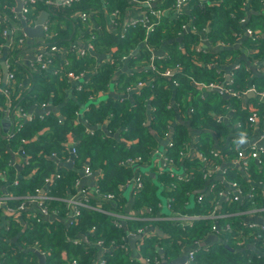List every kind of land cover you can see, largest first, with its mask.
<instances>
[{
    "label": "trees",
    "instance_id": "obj_1",
    "mask_svg": "<svg viewBox=\"0 0 264 264\" xmlns=\"http://www.w3.org/2000/svg\"><path fill=\"white\" fill-rule=\"evenodd\" d=\"M159 1L163 14L159 18L155 17V26L149 33H147V25L136 24L129 27L126 36L122 38L105 28L104 23L102 30L93 28L81 35L88 38L92 47L97 51L112 48L116 59L114 62L104 61L100 64L98 74L75 92L78 101L71 99L61 107L59 113L51 112L43 118L36 117L18 125L10 137V142H7L0 134V197L3 196L1 186L4 184L1 173H5L10 182L7 190L20 197L23 196L18 199L9 198L6 207L16 208L28 197L39 194L48 178L55 172H58L60 177L56 178L53 184L51 183L49 194L65 197L66 190L73 186L79 173L76 170L58 167L57 162L50 159V156L55 152L62 159H66L70 156L68 144L74 142L76 149V154L73 156L74 166L85 165L94 171H101L99 191L103 195L115 194L116 198L108 202L107 206L111 205L118 209L120 207L118 199L120 186L133 179L137 173H141L144 184L136 195L135 207H146L151 210L152 214H158L161 209L159 204L162 201L158 194V181L151 174L135 171L134 165L125 162L140 158L142 163H150L153 160L154 150L162 147V141L168 137L169 133L172 145L168 143L165 146L166 155L172 158L175 164H178L185 156L191 135L185 123L180 122L172 126L177 114L171 99L176 94V102L182 103L186 96L195 90V81L209 83L215 80L213 72L206 71L198 60L211 61L216 59L217 55L196 50L195 46L201 40V34L197 31L209 27L210 31L207 35L212 42L234 44L244 32L242 20L248 16L249 6L254 12L250 15L247 27L252 28L256 34H259V37L256 45H253L250 38L245 41V44L250 48L252 55L264 58V12L261 11L264 10V0H189V5H187L189 7L184 6L179 10L176 9L178 0ZM15 4L16 0H0V50L6 42L4 31L8 26V21L20 23L21 20L15 16ZM129 4L130 0H106V2L104 0H77L70 6L55 9L53 5L49 6L46 0H40L35 4H30L27 17L28 22H31L36 20L42 11L50 9L51 21L55 20V22L50 23L49 30L57 31L58 35L46 38L44 47L49 49L55 44L68 47L71 35L73 40L74 36L79 34L80 23L78 22L82 12L94 13L95 16L102 17L106 10L124 9ZM144 7L149 10L148 7ZM173 15L176 16L173 17ZM75 18H78V21H75ZM62 21L68 23V28L69 26L71 28L63 29L60 24ZM185 26H190L195 32H187L181 40H178L179 35L184 33ZM142 42L145 43L141 46L140 53L132 57L129 62V66H138V70L122 75L117 79L116 85L117 89L126 90L142 82L141 87L133 94L134 100H128L127 97L118 99L110 96L98 104L91 103L85 112V117L91 125L107 122L111 131L120 128L124 138L130 141V145L125 146L113 136H107L106 132L100 128L89 132L84 122H77V111H79L81 102H88L91 98L98 96L101 91L109 88L111 79L123 62L122 57L132 52ZM164 43L168 55L154 59L155 68H153L151 61L154 49ZM68 49L69 63H64L58 55H49L52 57L55 69L59 70L58 73H54L53 69H39L36 73H30L33 79V90L28 94L27 91L24 94L21 90V75L15 74L11 94L13 107L19 102L21 104L23 94V101L30 100V104L34 101L42 104L51 100L53 103L64 101L65 90L68 85H71L65 72L70 70L76 74H84L95 62V57L91 53L79 56L73 48L68 47ZM20 50L16 48L13 54L16 55ZM231 53L233 54L234 51L218 53L217 58ZM17 66L20 69H26L21 68L18 63ZM167 69L173 71L172 76L164 75ZM238 78L240 83H244V74H238ZM235 86L242 85L235 84ZM3 96L2 101L7 99L5 95ZM209 105L207 101H200L196 106V112L205 113ZM149 107L151 116L148 115ZM251 107L252 109L239 111L236 117L242 120L251 118L254 114L258 117L261 115V122L264 124L263 103L255 102ZM147 119H150V126L147 125ZM151 129L155 131V134ZM18 146L23 147L29 159L22 169V177L18 180V184H14L17 169L11 164L10 148L15 149ZM199 148L203 152L208 151L205 144H199ZM261 160L262 166L249 161L247 178L237 168L227 172V177L239 184L243 196L238 201L225 202L220 210L216 209L214 215L212 212L216 208L218 194L203 193L199 197L195 195L191 204L193 192L204 184L201 160L191 162L194 171V177L191 179L176 177L171 167L161 171L162 174H157L159 180H164L171 185L169 191L165 190V196L169 197L171 202V210L180 215H199L200 218L195 219L194 224L186 228L175 221L157 222L168 236L160 239L157 236L145 237L143 242L145 253L153 259L160 252L157 248V243L160 242L167 257H176L180 254L183 244L191 245L195 241L205 239L216 226L222 229L225 243H213L209 247L196 250L195 263L264 264V255H258L251 249L243 250L245 246L240 247L235 242L240 229L245 233L249 231L243 211L254 205L264 208V154ZM154 168L159 170L158 164L154 165ZM254 183L257 185L254 186ZM47 202L51 212L59 209L58 207L56 210L57 202H53V198L48 199ZM1 209L3 206L0 203V213ZM224 211L230 215L217 220L215 215ZM22 212H24V217L33 214L28 210ZM59 214L64 213L59 212ZM39 217L38 220L34 219L33 225L31 224L21 236L20 247L12 245L0 233V264H38L37 254L28 248L34 244L47 253L46 264H74L73 261H76L75 264H90L94 257L95 247H77L74 245V240L69 238L77 235L80 230L93 227L95 229L97 224L101 226V223H108L101 213L94 209L82 208L80 215L73 218L69 226L64 225L60 219L50 220L40 215ZM113 220L112 218L113 225L109 222L108 231L109 235H112L111 238L115 239V243L119 244L116 240L121 239L125 230L123 226H117ZM226 222H229L230 229L224 230ZM147 223L148 221H132L129 223V229L144 228L143 226ZM258 227L260 230L261 227ZM100 241L106 244L103 239ZM64 250L68 252L69 261L62 257ZM127 256L124 250L117 248L115 252L106 253L107 261L104 264H134Z\"/></svg>",
    "mask_w": 264,
    "mask_h": 264
},
{
    "label": "crops",
    "instance_id": "obj_2",
    "mask_svg": "<svg viewBox=\"0 0 264 264\" xmlns=\"http://www.w3.org/2000/svg\"><path fill=\"white\" fill-rule=\"evenodd\" d=\"M104 1L106 2V0ZM17 4L18 3L16 0V4L14 6L15 16L17 14L19 15L18 12H20L16 10ZM160 4L161 2L158 1L152 4V6L158 9L160 8ZM143 6L149 8L148 5L140 3L137 0H130V4L128 7H125L124 9L117 8L111 11L106 10L104 11L102 17H97L94 13H90L89 20L84 22L79 16V29L82 33L79 30V34L77 36L75 35L73 40L71 35V42L68 43V47L74 48V52L79 56L91 53L95 57V62L91 64L87 72L82 74L78 79L71 80V85H68L65 90L63 102L53 103L51 100L46 103V107H43L42 103H37L35 101L31 104L30 100L23 101L25 92L27 91L28 94L29 91L33 90V79L30 73H36L40 69L37 54L38 52L45 50L44 43L46 39L44 36H29L24 29V20L20 17H18L19 19H21L19 21L20 23H16V21L12 22L9 20L6 30L8 28L10 30L11 28V31H8V33H5L4 31L6 35V42L2 45L0 50V79L2 83L1 87L3 84L5 86V78H7V74L13 73L15 76V74L18 73L21 75L20 86L24 94L21 98V104L19 102L13 107V96L11 97V99L7 98L6 100L2 101L1 98L4 93L2 89H0V134L4 136L7 142H10L11 134L14 132L18 125L35 119L36 117L43 118L51 112L59 113L61 107L71 99H75L78 101L75 92L81 89L84 86V83L90 82V80L98 74L100 64L104 61H115L116 57L112 48H105L101 51H97L92 47V44L88 40V38H85L81 35H83L85 32L91 31V29L93 28L102 30L105 23V28L110 29L112 32L118 34L123 38L126 36L127 29L134 25L133 22L141 23V20H144L146 18L145 15L149 16L147 33L151 32L156 23L155 17L159 18L163 13L161 14V16H156L155 14H151L147 8H143ZM188 7L189 6H186L185 8ZM53 8H63V6L53 5ZM248 8V16L244 18L245 20L243 19L244 21L242 20L244 32L234 44H215L214 42H212L207 35L210 31L209 27L197 31L201 34V40L195 46L198 52H211L213 54H216L217 56L218 53L224 51H234V53L226 54L219 58H217L216 56V59H212L211 61L199 59L198 63H201L206 68V71L211 70L213 72L215 80L209 83L195 81V90L190 92L186 96L184 101H182V103L176 102V94H174L171 99V103L175 106L177 114L172 126H175L180 122L185 123L189 128L191 141L188 145L187 152H185V156L180 160L178 164H175V166H172L170 169L178 178L191 179L194 177V171L193 167L191 166V162L199 159L202 162L201 167H203V155H206L210 158L208 160L213 161L215 162V164H217L210 167L208 169L209 172L204 174L203 176L204 184L199 189H204V191L202 193L193 194L191 196L192 204L195 195L199 197L200 195L202 196L203 193L218 194L219 198L216 202L217 205L214 210V214L216 212V209L218 208L220 210L221 206L225 202L229 201L230 196L236 192V189H234L230 183L233 180H230L227 177V172L229 170L231 172L235 168L239 169L238 166L243 168L235 161L237 152L242 150L248 153L255 146L264 149V124L261 122V115L257 117V119H255L252 123L249 118H244L241 120L236 117L239 111L252 109L251 106L255 102L263 103L264 105V58L252 55L250 48L245 44V41L250 38L246 33V29L248 28L247 23L251 13L253 14L254 12L253 8L249 6ZM45 11L50 12V9H47ZM261 11L264 12V10ZM176 15H173V17H175ZM76 20L78 21V18H75V21ZM54 22L55 20L51 21L50 13L47 23L53 24ZM245 22L246 25H244ZM25 24L29 25L30 27H35L36 23L31 21V23L29 22ZM60 24L62 25L63 29L67 28V30H69L71 28L70 26L68 28L69 24L65 23L64 21H62ZM150 24L151 26L148 27ZM62 28L61 30H63ZM189 29V31L184 30V33H181L179 35L178 40L187 32H195L193 28ZM53 33L54 36L58 35L57 31H54ZM144 43L145 42H142L136 49L122 57L123 62L111 79L109 88L105 91H101L98 96L91 98L88 102H81L79 111H77V122H84L88 126L87 130L89 132H93V130L100 128L106 132L105 134L107 136H113L119 143H123L125 146L130 145V141L124 138L120 128L115 131H111L108 128L107 122L91 125L85 117V112L88 110L91 103L98 104L106 100L110 96L117 97L118 99L127 97L128 100H134L133 94L141 87V82H138L137 86H135L134 88H127L126 90H123L116 88L117 79L124 74H131L134 70H138V66L131 67L129 66V62L132 57H135L140 53V48ZM253 45L255 44L253 43ZM68 47H61L63 48V55L58 52H50V54L58 55L59 58L64 61V58L67 57L68 54ZM16 48L21 50L19 53L14 55L13 52ZM135 50H137L138 52L136 54H133ZM166 55H168V53L165 47V43L157 49H154L151 67H153V65L155 66L154 59L163 58ZM255 57L257 59H254ZM17 63L21 68L25 67L26 69H20L17 66ZM5 67L7 68V72H5ZM49 69H55L53 63L50 64ZM238 74H244V83H240ZM211 84H224L225 86L233 84V86L239 91H244L249 89L251 86H255L256 91H247L245 93L242 92L240 95L235 96L228 92L221 91L220 89L218 90L214 88V86H208ZM235 84H237L238 86L242 85L243 87H236ZM173 87L175 88V85H173ZM250 93L253 94L250 95ZM200 101H207L210 105L209 109L206 110L205 113L198 114L196 112V106L199 105ZM148 115L151 116L150 107L148 109ZM4 118H9L8 125H4ZM178 118H180L181 121ZM147 125L150 126V119H147ZM242 138L245 141L244 143L240 142ZM169 139H171L170 133L168 134V137L162 141V147L158 148L160 152L165 151V149L167 150L165 146L168 145ZM199 144H205L208 147V151H201L199 148ZM74 145V142H70V144H68L70 156L66 159H62L58 154L55 155V152H53L50 156V159H53L55 162H57L58 167L76 170L79 175L75 180L73 186L69 187L66 190L67 193L65 197L62 198L59 196H53L52 193V196L49 194L51 183L53 184L58 172L53 173L51 177L48 178L45 186L41 188L40 194L44 196L48 195L49 199L53 198V202H57L56 210L58 207L59 209L55 212L50 211V216L41 217L45 219L48 218L50 220L60 219V221H62L64 225L69 226L71 224L70 222L74 220L73 218L76 217L73 215V211L74 206L77 202H86L88 205L82 208L94 209L96 212L101 213L104 218L107 219L108 223H101V226H98L97 224L95 226V229H93V227L80 230L77 235L69 238L71 240H74V245L77 247H95L94 257L91 259L90 264H102L103 260L106 262V253L115 252L117 248L124 250L126 254H128L127 257L134 264H162V261L164 259H166L167 261H171L180 256L183 252H185V250H188L189 253L191 247L195 244H199L200 242H204L205 245H199L194 250L205 248L207 246L209 247L213 243H225L226 240H224V237H222V235L224 234L223 231H221L222 229L217 227L215 229L213 227L212 232L205 239L195 241L191 245L183 244L180 250L181 252L178 256L170 258L169 256L167 257L165 253L159 252V254L155 255V257L152 259L143 250V242L145 240V237L157 236L160 239L162 237L168 236V234L160 225L157 224V222L175 221L181 223L185 228L191 227L195 222V220H193V217L185 216L186 218H183L180 214L173 212L167 206L169 197L165 196V190L169 191L170 184L164 182V180H159L156 176L157 174H162L160 172L167 169L162 165L161 153L154 152L153 160L148 164L134 165L135 171H141L147 174H151L153 178L156 179L159 183L158 194L162 198V201L159 204L161 209L159 210L158 214H152L149 208L147 209L146 207H135L137 194L135 192V183L133 181L120 186V195L118 197L120 201V207L118 209H115V207H112L111 205L107 206L108 202H112L114 200L107 199L99 191V179L101 171L93 170L91 174H87L85 165H83L82 167L74 166V155L72 153ZM10 150L11 164L17 169V177L14 179V184H18V180L22 177V169L28 163L29 155L23 150L22 146H18L15 149L10 148ZM212 151L216 152L217 155H214ZM71 160L73 161L71 167L64 165V163H67ZM251 161L255 162L257 166L263 165L261 158H253L251 159ZM156 163L158 164L159 170L157 168H154V165H157ZM144 168L146 170H143ZM245 171L247 173V169H245ZM240 172L241 174L243 173V171L241 170ZM1 177L4 180V184L1 186V189L3 190V196L0 197V203L3 206V209H1L0 213V233L3 234L4 237L7 238L10 243H12V245L15 244L20 247L21 236L28 229V227L31 226V224L33 225L32 222L35 221L34 219L38 220L39 218L40 201L38 200L37 202L35 201L34 203L30 204L28 211L33 212V214L28 217H24V212L22 211H12L8 207H6L8 199H18L22 198L23 196L20 197V195L12 194L11 192H9L7 188L10 182L7 180L6 174L1 173ZM59 202H61V204ZM4 206L6 208H4ZM59 212L64 214L60 215ZM113 213H116L123 218L122 226L125 231L121 239L116 240L119 244L115 243V239L111 238L112 235H109L108 231L109 222L113 225ZM243 213L245 216L244 220L246 224L249 225V223H256V226L251 227L249 225L250 228L248 227V233H245V231H242L240 229L235 242L240 247L245 246L242 248L243 250L245 248L251 249L258 255H264V231L261 228L260 230L258 229V225H260L258 222L264 219V208H258L256 205H254L251 206L248 210L243 211ZM228 215H230V213L224 211L219 215L216 214L215 217L218 220ZM137 220L148 221V223L143 226L144 228L138 227L136 230L129 229V223ZM154 227L161 229L163 234L156 232V230H154ZM115 228L119 230L121 229L118 227ZM227 229H230L229 222H226L225 224L224 230ZM258 234H260L261 236L258 237ZM130 235H140V237L135 239L133 241V244H131L129 240ZM100 239L106 241V244H99L97 241ZM71 243L73 244V242ZM123 244H125L126 247H123ZM35 246L36 244L29 246L28 248L30 250H33ZM227 247H229V245H227ZM157 248L159 250L164 249L160 242L157 243ZM41 252L45 255L46 264L47 253L43 250H41ZM62 257L65 260L69 261L67 251L64 250L62 252ZM38 264H40L39 257Z\"/></svg>",
    "mask_w": 264,
    "mask_h": 264
},
{
    "label": "built area",
    "instance_id": "obj_3",
    "mask_svg": "<svg viewBox=\"0 0 264 264\" xmlns=\"http://www.w3.org/2000/svg\"><path fill=\"white\" fill-rule=\"evenodd\" d=\"M38 1H40V0H22L23 5H22V8H21V11L18 12L19 15L17 14L16 17H20L26 23H29L28 22V17H27V12L30 9V4H35ZM74 1H77V0H46V2L49 4V6H52V5L70 6ZM137 1L140 2V3H143L145 5H148L151 14H155L156 16H161V14L163 13V10L161 8L157 9L154 6H152V4L158 2L159 0H137ZM188 3H189V0H178L177 4H176V9L179 10L182 7L189 5ZM80 17H81V19L84 22H86V21L89 20L90 13L89 12H82L80 14ZM145 17L146 18L144 20H141V23L133 22L134 25H136V24H145V25H147L148 22H149V20H148L149 16L145 15ZM36 20H33L32 22L36 23ZM49 25L50 24L47 23V21L43 24V30H44L45 39L54 36V33L51 32V30H49ZM150 26H151V24L148 27H150ZM189 28H191V27L190 26H185V31H189L190 30ZM8 31H11V28H10V30H9V28L7 30L5 29V33H8ZM246 33H247L248 37L252 38L253 43L256 45L257 44L256 40L259 37V34H256L252 28H247L246 29ZM73 50H74V48H73ZM68 51H69V49H68ZM50 52H58V53L63 55V48H61V47H59L58 45L55 44V45H52L49 49L45 48V50L38 52L37 59H38V64L40 66V69H43V70L49 69L50 64L52 63V58L50 56H48L50 54ZM254 59H257V58L255 57ZM63 62L64 63H69L68 57H65ZM153 68H155L154 65H153ZM53 71L58 73L59 70L58 69H54ZM65 73H66V75H68L70 81L72 79H78L82 75V74H76V73H74L73 71H70V70H67ZM172 74H173V72H172L171 69H167V70L164 71V75L172 76ZM13 82H14V74L13 73L7 74V78H6L4 87H1L2 83H1V79H0V89H2L4 95L8 99H11ZM140 85H142V82L140 83ZM208 86L219 87L221 91L228 92V93H230L232 95H235V96L236 95H240L242 92L245 93L247 91H254L255 90V86H251L247 90L239 91L233 86V84L226 85V86L224 84H222V85L211 84V85H208ZM44 106L46 107V103H43V107ZM257 117L258 116L256 114H254L249 119H250L251 122H254V120L257 119ZM11 136H12V134H11ZM169 145H172L170 139H169ZM154 152L158 153V152H160V150L158 148H156L154 150ZM212 152H213L214 155H217L216 152H214V151H212ZM263 152H264V149L258 148L256 146L253 147L252 150L250 152H248V153L240 150V151L237 152V156H236L235 161L239 165H241L243 168L247 169V167L249 166V161L251 159H253V158H261ZM72 153H73V155L76 154V149L75 148H73ZM160 153H161L162 165L165 168L172 167V166L174 167L175 166L174 160L172 158H169L166 155V150L162 151ZM208 159H210V158L207 157L206 155L205 156L203 155V167L202 168L204 170V174L209 172L208 169L210 167H212L213 165H217V164H215V162L210 161ZM125 163L130 164V165L144 164V163H142L140 158L137 159V160H133V159L127 160ZM85 169H86V173L87 174H91L92 171H93L88 166H86ZM140 174L141 173H138L133 179H131V180H129L127 182V183H129V182L133 181L135 183V192H136V194H138V192L140 191L141 187H143V184H144V178ZM58 177H60L59 173L56 175V178H58ZM230 183H231V186L234 189H236V192L233 195L230 196L229 201H238L243 196V191H242L241 187L239 186V184L236 181H231ZM170 188H171V185H170ZM104 196L107 199H111V200H114L116 198L115 194H113V193H106V194H104ZM48 199H49L48 195L44 196V195H41L39 193L37 195L28 197L26 201L22 202L16 208H14V207H8V208L11 209L12 211H16V210H18V211H26V210H29V206H30L31 203H34L35 201L37 202L39 200L40 201V204H39V211H40L39 214H40V216H50L51 212H50V208H49V203L47 202ZM87 205L88 204L86 202H77L75 204V206H74L73 215L74 216H79L80 213H81V208L84 207V206H87ZM167 206L171 210V202L170 201L168 202ZM212 214L214 215V211L212 212ZM113 215L115 216V218L113 220L114 223L117 226H122L123 218L120 215L116 214V213H113ZM181 216L183 218H186L185 216H191V217H193V220L200 218L199 215H181ZM38 219H40V217ZM249 225L251 227H255L256 223H249ZM258 226H260L261 229L264 231V224H260ZM215 229H216V226H215ZM140 231H141V229H140ZM260 236L261 235L258 234V237H260ZM97 242L99 244H101V243L103 244V242L100 241V240H98ZM123 247H126V245L123 244ZM195 252H196V250H193V251H191L189 253V262L191 264H197V263H195V256H196ZM73 262H74V264L76 263V261H73ZM104 262L105 261L103 260L102 264Z\"/></svg>",
    "mask_w": 264,
    "mask_h": 264
},
{
    "label": "water",
    "instance_id": "obj_4",
    "mask_svg": "<svg viewBox=\"0 0 264 264\" xmlns=\"http://www.w3.org/2000/svg\"><path fill=\"white\" fill-rule=\"evenodd\" d=\"M17 8L16 10L17 11H21V8H22V5H23V2L22 0H17ZM49 16H50V12L48 11H42L41 14L39 15V17L37 18L36 20V24H35V27H30L29 25H26L25 21L24 22V29L25 31L27 32V34L29 36H34V37H43L44 36V30H43V24L49 19ZM244 25H246V22L244 23ZM181 38H179V40H181ZM226 49V48H224ZM138 51L135 50L133 52V54H136ZM5 72H7V68L5 67ZM6 80V78H5ZM2 87H4V84L2 85ZM216 89H220L219 87H214ZM253 93H250V95H252ZM180 120V118H178ZM181 121V120H180ZM3 122H4V125H8L9 123V118H4L3 119ZM92 128H98V127H92ZM152 133L155 134V131L153 129H151ZM73 161H69L67 163H64L65 166H68V167H71ZM238 168L243 171L242 175L247 178L248 177V173H246L245 169L244 168H241L240 166H238ZM254 186L257 185V183H254L253 184ZM204 191V189H199V190H196L193 192V194H197V193H202ZM254 220V219H253ZM259 224H264V219H262L261 221L258 222ZM218 228V227H217ZM154 230H156V232L160 233V234H163V232L161 231V229L157 228V227H154ZM140 235H130L129 236V240H130V243L133 244V241L137 238H139ZM199 245H202L204 246L205 243L204 242H200L199 244H195L191 247V249L189 250V253L191 251H193L194 249L197 248V246ZM33 251L36 252V254L38 255L39 257V263L40 264H45V255L41 252V250L39 249L38 246L34 247ZM160 253H164V249H161L160 250ZM189 253H188V250H185V252H183L180 256L176 257L175 259L171 260V261H167L166 259H164L162 261V264H191L189 262Z\"/></svg>",
    "mask_w": 264,
    "mask_h": 264
},
{
    "label": "clouds",
    "instance_id": "obj_5",
    "mask_svg": "<svg viewBox=\"0 0 264 264\" xmlns=\"http://www.w3.org/2000/svg\"><path fill=\"white\" fill-rule=\"evenodd\" d=\"M240 142H241V143H244L245 141H244V139L242 138Z\"/></svg>",
    "mask_w": 264,
    "mask_h": 264
},
{
    "label": "rangeland",
    "instance_id": "obj_6",
    "mask_svg": "<svg viewBox=\"0 0 264 264\" xmlns=\"http://www.w3.org/2000/svg\"><path fill=\"white\" fill-rule=\"evenodd\" d=\"M143 170H146L145 168Z\"/></svg>",
    "mask_w": 264,
    "mask_h": 264
}]
</instances>
